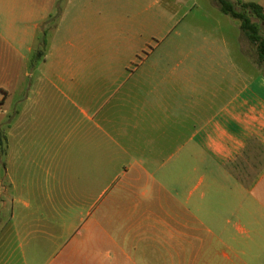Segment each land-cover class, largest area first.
<instances>
[{
	"label": "crops",
	"instance_id": "1",
	"mask_svg": "<svg viewBox=\"0 0 264 264\" xmlns=\"http://www.w3.org/2000/svg\"><path fill=\"white\" fill-rule=\"evenodd\" d=\"M22 2L0 0V13ZM87 25L42 55L36 102L5 109V158L20 174L34 160L40 173L104 176L97 190L117 208V234L104 235L113 257L100 264H264V73L238 74L240 56L206 53L231 46L223 39L166 67L144 65V49L133 70H115ZM61 158L90 167L60 170Z\"/></svg>",
	"mask_w": 264,
	"mask_h": 264
},
{
	"label": "rangeland",
	"instance_id": "2",
	"mask_svg": "<svg viewBox=\"0 0 264 264\" xmlns=\"http://www.w3.org/2000/svg\"><path fill=\"white\" fill-rule=\"evenodd\" d=\"M244 1L264 4V0ZM22 3L23 11L15 8L11 15L0 13V38L4 42L0 41V135L11 115L10 112L7 115L6 108L27 102V97L28 102H36L35 88L43 85L37 72L44 68L43 57L37 53L45 54L54 39L58 44L62 42L68 27L76 29L88 24L89 39L101 48L104 65L115 70L128 65L133 70L144 49L149 53L144 65L163 58L158 66L166 67L172 64L168 58L197 55L203 41L210 44L207 40L218 43L223 39L231 46L226 48L219 41L213 52L206 46V53L220 56L222 61V56H240L238 74L264 73L255 45L244 36L239 21L223 14L215 0H23ZM63 12L66 16L61 18ZM260 29L264 35V26ZM235 43L236 50L232 48ZM14 161L5 158L2 147L0 252H8L7 262H109L113 256L105 252L109 243L104 235L108 231L116 239L117 221L113 217L117 208L108 207L106 199L101 201L97 188L104 176L94 174L90 182L89 174L40 173L34 160L28 162L25 174H20ZM93 161L99 172L101 160ZM54 165L60 170H85L90 167V160L61 158ZM191 179L196 182V177ZM109 211L112 222L102 219L109 217ZM121 227L132 230L133 223Z\"/></svg>",
	"mask_w": 264,
	"mask_h": 264
},
{
	"label": "trees",
	"instance_id": "3",
	"mask_svg": "<svg viewBox=\"0 0 264 264\" xmlns=\"http://www.w3.org/2000/svg\"><path fill=\"white\" fill-rule=\"evenodd\" d=\"M223 14L239 21V28L248 39L255 45L257 59L264 64V35L260 27L264 26V12L260 4L244 0H215ZM252 18L255 19L252 20ZM42 57L41 52L37 53ZM34 58V53H33ZM0 145H2L0 137Z\"/></svg>",
	"mask_w": 264,
	"mask_h": 264
}]
</instances>
